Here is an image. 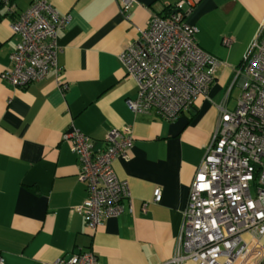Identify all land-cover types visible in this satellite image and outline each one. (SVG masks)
<instances>
[{"label":"crops","instance_id":"obj_1","mask_svg":"<svg viewBox=\"0 0 264 264\" xmlns=\"http://www.w3.org/2000/svg\"><path fill=\"white\" fill-rule=\"evenodd\" d=\"M32 1L6 5L3 11L15 10L0 20V264H51L83 251L98 264H197L174 260L190 186L218 125V106L237 105L230 107L240 85L232 84L235 69L264 20V0H134L129 19L121 0H47L71 16L57 36L66 87L52 70L19 88L2 73L18 40L11 24ZM177 3L198 28V44L222 65L207 96L167 120L129 108L137 84L121 55L153 14ZM127 126L133 146L113 168L131 198L120 215L92 230L75 210L88 192L63 136L77 129L100 146L110 130Z\"/></svg>","mask_w":264,"mask_h":264},{"label":"built area","instance_id":"obj_2","mask_svg":"<svg viewBox=\"0 0 264 264\" xmlns=\"http://www.w3.org/2000/svg\"><path fill=\"white\" fill-rule=\"evenodd\" d=\"M134 3L121 0L127 19ZM185 17L181 3L165 16L153 14L121 55L127 74L137 84L136 97L127 99L134 112L175 120L198 97H206L214 83L222 61L198 44V28ZM70 21L71 16L60 14L47 0H33L11 24L18 40L2 78L25 88L54 70L65 88L57 36ZM233 81L240 82L242 93L234 109L225 103L218 106V125L190 186L176 262L264 264V20ZM63 137L77 157L79 178L88 192L75 210L96 230L106 219L120 215L123 201L131 198L129 185L117 177L113 162L128 157L133 131L128 126L112 129L100 146L77 129ZM161 200L157 188L154 201ZM245 234L251 239L245 240ZM51 264L98 261L93 252L83 251Z\"/></svg>","mask_w":264,"mask_h":264},{"label":"rangeland","instance_id":"obj_3","mask_svg":"<svg viewBox=\"0 0 264 264\" xmlns=\"http://www.w3.org/2000/svg\"><path fill=\"white\" fill-rule=\"evenodd\" d=\"M251 44V43H250ZM250 44H249V46H250ZM249 46H248V48H249ZM248 50V49H247ZM247 50H246V52H247ZM245 52V53H246ZM245 53H244V55H245ZM244 55H243V57H244ZM234 82V81H233ZM237 83V82H236ZM233 84V83H232ZM241 93H242V88L240 87V85L239 84H235V88H234V90H233V92H232V95H231V98H230V107L232 108V107H234L236 104H237V101H238V98L240 97V95H241ZM244 239L245 240H250L251 239V236L250 235H248V234H245L244 235Z\"/></svg>","mask_w":264,"mask_h":264},{"label":"trees","instance_id":"obj_4","mask_svg":"<svg viewBox=\"0 0 264 264\" xmlns=\"http://www.w3.org/2000/svg\"><path fill=\"white\" fill-rule=\"evenodd\" d=\"M14 2H16V0H0V20L5 17L7 14H9V10H5L3 11V8L6 6V5H9V4H13ZM176 7V5L174 6H168L166 7V9L164 10L163 13H159L160 15L162 16H165L166 14H168L169 12L172 11V9Z\"/></svg>","mask_w":264,"mask_h":264}]
</instances>
